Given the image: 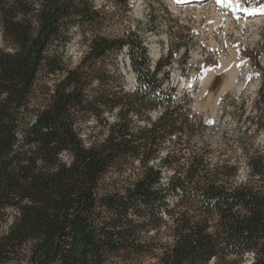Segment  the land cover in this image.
Listing matches in <instances>:
<instances>
[{
  "label": "trees",
  "instance_id": "trees-1",
  "mask_svg": "<svg viewBox=\"0 0 264 264\" xmlns=\"http://www.w3.org/2000/svg\"><path fill=\"white\" fill-rule=\"evenodd\" d=\"M111 17L94 0H0V264H264V153L231 181L237 161L194 147L201 124L161 79L172 55L153 65Z\"/></svg>",
  "mask_w": 264,
  "mask_h": 264
},
{
  "label": "rangeland",
  "instance_id": "rangeland-1",
  "mask_svg": "<svg viewBox=\"0 0 264 264\" xmlns=\"http://www.w3.org/2000/svg\"><path fill=\"white\" fill-rule=\"evenodd\" d=\"M94 1L112 16L106 31L139 35L153 65L172 55L171 64L164 67L169 80L161 79L166 87H175L201 124L193 135L194 147L213 150L215 162L216 156L230 159V164L236 160L238 177L231 181L243 183L248 174L245 151L264 153V15L258 22L260 16L236 14L213 1L194 6L177 0H129L127 9L114 0ZM246 3L264 6V0ZM3 44L0 30V47ZM85 49L75 39L68 53L79 58ZM128 55L122 50L117 61L125 88L133 90L137 80L128 68ZM157 114L152 111L153 117Z\"/></svg>",
  "mask_w": 264,
  "mask_h": 264
},
{
  "label": "bare ground",
  "instance_id": "bare-ground-1",
  "mask_svg": "<svg viewBox=\"0 0 264 264\" xmlns=\"http://www.w3.org/2000/svg\"><path fill=\"white\" fill-rule=\"evenodd\" d=\"M211 1H213L212 3H214L215 0H211ZM177 3H184V4H186V3H189V0H177ZM226 4L230 8V11L233 9L234 10V13H236V14L243 13L242 15L247 16V17H250V18L253 17V16H260L256 20L258 22H259V20H261V16H262L261 14L257 13L255 15H250L249 12L243 11L242 9L244 7H248V6L244 2H242L241 0H238V2H237V0H234V1H231V2H230V0H226ZM250 7H252V6H250ZM256 8H258V7H254V8L252 7V8H250V10L251 9H256ZM128 58H129V55H128Z\"/></svg>",
  "mask_w": 264,
  "mask_h": 264
},
{
  "label": "snow or ice",
  "instance_id": "snow-or-ice-1",
  "mask_svg": "<svg viewBox=\"0 0 264 264\" xmlns=\"http://www.w3.org/2000/svg\"><path fill=\"white\" fill-rule=\"evenodd\" d=\"M237 2H238V0H237ZM246 2H247V0H246ZM242 10L246 11V12H249L250 15H255L257 13H259L261 15H264V6H260V7L256 8V9H251V10H250L249 7H244Z\"/></svg>",
  "mask_w": 264,
  "mask_h": 264
},
{
  "label": "built area",
  "instance_id": "built-area-1",
  "mask_svg": "<svg viewBox=\"0 0 264 264\" xmlns=\"http://www.w3.org/2000/svg\"><path fill=\"white\" fill-rule=\"evenodd\" d=\"M123 50H128V48L125 46ZM127 63H128V68L131 70L130 60L129 59H127Z\"/></svg>",
  "mask_w": 264,
  "mask_h": 264
}]
</instances>
